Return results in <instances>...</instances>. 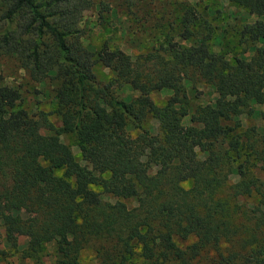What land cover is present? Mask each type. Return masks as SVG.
Listing matches in <instances>:
<instances>
[{"label":"trees","instance_id":"16d2710c","mask_svg":"<svg viewBox=\"0 0 264 264\" xmlns=\"http://www.w3.org/2000/svg\"><path fill=\"white\" fill-rule=\"evenodd\" d=\"M235 1L257 17L238 33L250 51L244 61L212 52L207 12L182 1L0 0V53L56 82L60 121L55 128L23 109L0 79V262L42 264L38 254L49 249L50 264H80L84 251L94 264H199L210 252L211 264H264V182L253 174L264 172V134L242 139L231 123L238 111L264 106V0ZM118 9L154 20L138 30L159 29L157 46L134 59L84 46V13ZM95 63L111 72L106 82ZM194 80L216 97L188 117L184 83ZM124 85L137 96L119 98ZM155 90L170 93L161 107L149 97ZM148 115L159 122L154 136L142 127ZM61 133L75 137L85 165ZM92 186L133 206L102 201ZM252 194L255 203L239 202ZM16 236L26 240L21 249Z\"/></svg>","mask_w":264,"mask_h":264},{"label":"rangeland","instance_id":"374dc122","mask_svg":"<svg viewBox=\"0 0 264 264\" xmlns=\"http://www.w3.org/2000/svg\"><path fill=\"white\" fill-rule=\"evenodd\" d=\"M171 1H182L188 5L197 7L199 11L207 12L208 15L206 16V19L213 28V36L209 45L212 52L224 54L229 60L236 58L244 61L248 58L250 51L240 42L238 33L242 25L255 21L257 17L248 14L247 10L240 7L235 0ZM156 8L160 9L161 6L157 5ZM169 9L170 8H167L166 11ZM124 11L118 9L115 14L111 15L103 13L102 18H99L94 10L86 11L81 21V28L83 31L81 39L82 44L95 51L99 50L101 46L105 44L111 50L116 48L123 51L132 59L150 51L151 45L156 47L157 42L155 39L160 33L159 29L154 30L155 34H148L139 31L145 26L154 25L155 21H146V17L141 14L132 17L128 14L126 15V11ZM161 12L162 9L159 10V13ZM157 16L159 17V14H154V19ZM13 28V25L9 26V30ZM92 72L96 79L101 82H106L111 77V72L99 63L93 65ZM0 79L3 84L17 89L20 97V106L23 109L33 114L43 113L49 123L55 128H60L59 117L55 114V99L53 97V90L56 84L55 81H51L49 77L41 80L33 78L32 75L23 68L22 64L16 59L3 53H0ZM184 86L186 102L183 106L184 108L186 107L188 117L191 113L192 107H195L196 105L203 106L213 104L216 95L210 85L199 80H194L191 83H184ZM116 93L119 98L125 101L137 96L136 92L132 91L127 85L117 89ZM149 97L156 106L161 107L170 97V93L166 90H155L149 93ZM250 107L253 112L248 113L246 111H238L231 123L235 121L239 122V126L235 128V133H237L238 136H241L242 139L249 136L251 140H260L264 134V119L261 118L257 112H264V106L251 105ZM183 122L187 123V118ZM142 127L148 130L151 133V136H154L158 133L159 122L156 118L148 115L142 122ZM126 129L131 136L137 134V131L132 128L131 124H129ZM59 140L68 147L73 158L79 165H85V162L82 160L79 153L77 140L72 134L61 133L59 135ZM198 156L200 159L203 158V155L200 153ZM252 163L256 164L257 162L253 161ZM253 174L264 182V172L253 171ZM56 175L60 176V171H57ZM228 180L229 183H234L237 181V177L234 173H230ZM189 185L190 183H185L183 186L187 188ZM92 189L96 192H100V198L102 201L114 203L116 200H119L124 202L128 207L133 206V202L131 201H122L121 199H115L104 193L102 194L101 189L98 186H92ZM240 199L239 202L243 205L250 206V203H255L256 195L252 194L250 197ZM15 241L19 246L18 249L24 247L26 242L25 238L22 236H16ZM5 250L13 254L11 249L5 248ZM210 253L201 254L199 264H211L212 252ZM13 255L18 257L16 254ZM38 256L42 261V264H50L51 257L49 255V249L42 250ZM8 261H10V258ZM12 263L13 261L10 262V264ZM0 264H5V262L1 261ZM14 264H20V262L18 263L14 261ZM80 264H94L91 261V254L89 251H84L82 253Z\"/></svg>","mask_w":264,"mask_h":264}]
</instances>
